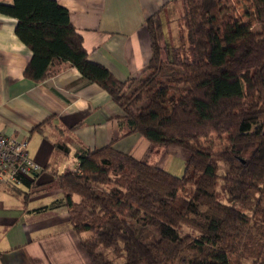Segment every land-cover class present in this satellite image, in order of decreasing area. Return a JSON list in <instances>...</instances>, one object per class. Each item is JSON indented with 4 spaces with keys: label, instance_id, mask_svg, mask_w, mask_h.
<instances>
[{
    "label": "trees",
    "instance_id": "obj_1",
    "mask_svg": "<svg viewBox=\"0 0 264 264\" xmlns=\"http://www.w3.org/2000/svg\"><path fill=\"white\" fill-rule=\"evenodd\" d=\"M0 13L32 50L27 77L68 63L122 109L121 138L186 152L181 176L113 144L56 175L91 264H264V0H183L172 44L149 19L147 72L126 82L89 60L56 0Z\"/></svg>",
    "mask_w": 264,
    "mask_h": 264
},
{
    "label": "crops",
    "instance_id": "obj_2",
    "mask_svg": "<svg viewBox=\"0 0 264 264\" xmlns=\"http://www.w3.org/2000/svg\"><path fill=\"white\" fill-rule=\"evenodd\" d=\"M56 1L69 10L89 60L121 82L147 72L152 58L149 19L162 26L171 44L170 24L176 23L179 31L183 13V0ZM17 24L16 18L0 13V131L26 140L30 157L43 168L25 178L19 192L0 176V264H91L56 175L77 169L81 151L113 144L151 162L157 147L139 134L121 138L122 109L68 63L42 82L27 77L33 54L17 35Z\"/></svg>",
    "mask_w": 264,
    "mask_h": 264
},
{
    "label": "built area",
    "instance_id": "obj_3",
    "mask_svg": "<svg viewBox=\"0 0 264 264\" xmlns=\"http://www.w3.org/2000/svg\"><path fill=\"white\" fill-rule=\"evenodd\" d=\"M42 168L30 157L26 140H19L0 131V176L6 183L19 187L25 178L32 177Z\"/></svg>",
    "mask_w": 264,
    "mask_h": 264
},
{
    "label": "rangeland",
    "instance_id": "obj_4",
    "mask_svg": "<svg viewBox=\"0 0 264 264\" xmlns=\"http://www.w3.org/2000/svg\"><path fill=\"white\" fill-rule=\"evenodd\" d=\"M178 25L176 23L170 24L171 39L169 37V42L177 43L179 40ZM167 36H170L168 31ZM186 152L181 151L178 147H159L155 150L152 162L156 163L166 170L173 172L177 175H182L184 173Z\"/></svg>",
    "mask_w": 264,
    "mask_h": 264
}]
</instances>
